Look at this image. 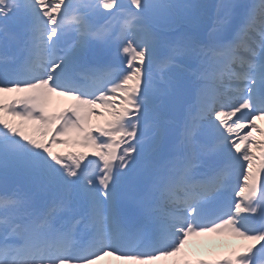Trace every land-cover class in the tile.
Returning <instances> with one entry per match:
<instances>
[{
    "label": "snow or ice",
    "instance_id": "obj_1",
    "mask_svg": "<svg viewBox=\"0 0 264 264\" xmlns=\"http://www.w3.org/2000/svg\"><path fill=\"white\" fill-rule=\"evenodd\" d=\"M262 125L264 0H0V264H264Z\"/></svg>",
    "mask_w": 264,
    "mask_h": 264
},
{
    "label": "bare ground",
    "instance_id": "obj_2",
    "mask_svg": "<svg viewBox=\"0 0 264 264\" xmlns=\"http://www.w3.org/2000/svg\"><path fill=\"white\" fill-rule=\"evenodd\" d=\"M93 122L96 123L99 121H97L96 118H93ZM262 126H264V125H262ZM56 150H60V149H56ZM203 238L205 239L204 242H206V246L199 248L198 250L195 251V255L198 256L199 258L211 259L215 253H221V252L227 251V248L218 246L220 244V242L223 241L225 238L218 237V236H212L211 234H208ZM197 241L198 240L193 239V241L191 242L193 248H195ZM227 243L235 245V244L243 243V241L229 239L227 241ZM108 259H111V258H108ZM112 264H119V262L113 260Z\"/></svg>",
    "mask_w": 264,
    "mask_h": 264
},
{
    "label": "rangeland",
    "instance_id": "obj_3",
    "mask_svg": "<svg viewBox=\"0 0 264 264\" xmlns=\"http://www.w3.org/2000/svg\"><path fill=\"white\" fill-rule=\"evenodd\" d=\"M188 2H192V3H197V4H205V5H214L215 4V1L211 2V1H208V0H188ZM210 13L211 12H214V9H209Z\"/></svg>",
    "mask_w": 264,
    "mask_h": 264
}]
</instances>
